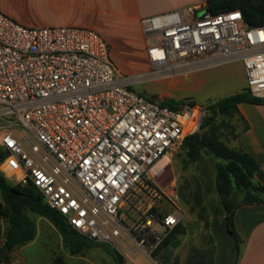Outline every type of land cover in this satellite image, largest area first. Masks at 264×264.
<instances>
[{
	"label": "built area",
	"instance_id": "1",
	"mask_svg": "<svg viewBox=\"0 0 264 264\" xmlns=\"http://www.w3.org/2000/svg\"><path fill=\"white\" fill-rule=\"evenodd\" d=\"M139 25L147 67L121 74L99 32L25 27L0 12V173L36 187L86 239L151 258L183 215L177 190L157 188L152 169L198 130L205 108L172 109L132 87L240 62L246 90L264 98V25L206 3ZM134 193L147 200L137 217L124 210Z\"/></svg>",
	"mask_w": 264,
	"mask_h": 264
},
{
	"label": "rangeland",
	"instance_id": "2",
	"mask_svg": "<svg viewBox=\"0 0 264 264\" xmlns=\"http://www.w3.org/2000/svg\"><path fill=\"white\" fill-rule=\"evenodd\" d=\"M201 1L203 4L204 0ZM98 31L108 39L113 63L121 74H133L144 70L138 59L131 22L118 20L112 28H99ZM245 84L242 64L232 62L169 79L136 84L132 87V91L151 101L174 100L206 106L208 103L240 92ZM236 117V114L218 115L215 119L219 137L225 143L230 141L236 130ZM184 160L185 154L180 147L161 159L151 172L150 179L157 188L164 191L175 188L177 192L179 190L184 200L183 205L181 204L182 231L166 245L161 243L151 257L165 250L169 253L172 264H186L187 259L196 264H233L234 241L221 226L223 216L217 214L218 210L222 209L213 184L218 160L206 153H203L202 161L198 164H185ZM162 165L161 172L156 171ZM195 193L200 196L201 205L196 204L193 198ZM236 198L241 200L242 195L237 194ZM146 201L144 195L134 193L127 199L124 210H129L134 217H137L144 211ZM28 216L35 224L36 234L34 239L27 243L33 242L26 251L37 264H67L66 262L77 264L75 259L86 260L87 264H109L101 248H85L74 259L67 260L64 253H67L70 247L62 242L55 227L45 218L31 213H28ZM219 217H222L220 226L215 223V219L218 220ZM156 228L158 229L157 226ZM2 230L3 223L0 220V243ZM21 247L14 251L19 252ZM116 251L121 256V264L126 252H131L128 249ZM10 255L8 263L11 261ZM138 255L141 260L149 259L142 252Z\"/></svg>",
	"mask_w": 264,
	"mask_h": 264
},
{
	"label": "trees",
	"instance_id": "3",
	"mask_svg": "<svg viewBox=\"0 0 264 264\" xmlns=\"http://www.w3.org/2000/svg\"><path fill=\"white\" fill-rule=\"evenodd\" d=\"M207 8L212 13L238 9L246 24L250 26L264 25V0H205ZM183 101L168 100L161 104L172 109H177ZM247 103L263 105L264 98L252 96L246 88L233 95L208 103L205 115L197 131L187 135L181 145L185 154V164L200 163L203 153L218 160L215 168L214 188L219 196L222 209L217 214L223 216L222 227L234 240L235 264L238 256V236L234 226L235 210L245 204H260L264 202V173L259 163L248 153L230 148L220 139L215 119L218 115H238L237 105ZM193 104V103H189ZM6 155L0 148V159ZM237 194L242 199L236 198ZM180 202L184 200L178 190ZM196 204L201 205L198 194H193ZM0 220L3 223L2 242L0 243V264H7L9 254L17 248L31 242L36 234L35 224L28 213L47 219L59 232L63 241L73 252L90 243L81 236L65 219L45 203L40 192L31 184L21 185L10 183L0 173ZM155 208L152 210L154 211ZM216 225H219L215 219ZM182 231L178 224L162 241L166 245L170 239ZM95 244V243H94ZM110 255L121 264V256L112 247H107ZM186 264H196L187 259Z\"/></svg>",
	"mask_w": 264,
	"mask_h": 264
},
{
	"label": "crops",
	"instance_id": "4",
	"mask_svg": "<svg viewBox=\"0 0 264 264\" xmlns=\"http://www.w3.org/2000/svg\"><path fill=\"white\" fill-rule=\"evenodd\" d=\"M201 3V0H0V12L25 27H82L99 32V28H112L118 20L131 22L138 59L145 70L147 61L139 21L143 17ZM106 40L111 56V46L107 38ZM237 111L236 130L226 144L250 154L264 173V106L239 103ZM162 167L163 165L156 171L161 172ZM234 226L238 236L235 264H264V202L239 206L235 210ZM59 237L64 243L60 234ZM32 244L33 242L22 246L19 252L12 251L8 264H37L26 251ZM107 247L110 246L93 242L82 246L77 252L68 249L64 256L67 260L74 259L85 248H101L109 264H117ZM129 251L131 252L124 255L123 264H172L171 257L165 250L149 257L148 261L139 259L140 251L135 248ZM75 260L77 264H87L86 260Z\"/></svg>",
	"mask_w": 264,
	"mask_h": 264
},
{
	"label": "water",
	"instance_id": "5",
	"mask_svg": "<svg viewBox=\"0 0 264 264\" xmlns=\"http://www.w3.org/2000/svg\"><path fill=\"white\" fill-rule=\"evenodd\" d=\"M218 221H219V223H221V221H222V217H219V218H218Z\"/></svg>",
	"mask_w": 264,
	"mask_h": 264
},
{
	"label": "bare ground",
	"instance_id": "6",
	"mask_svg": "<svg viewBox=\"0 0 264 264\" xmlns=\"http://www.w3.org/2000/svg\"><path fill=\"white\" fill-rule=\"evenodd\" d=\"M153 170V169H152Z\"/></svg>",
	"mask_w": 264,
	"mask_h": 264
}]
</instances>
